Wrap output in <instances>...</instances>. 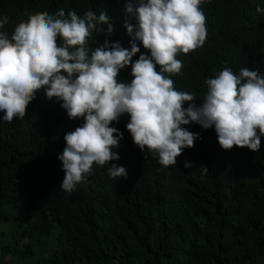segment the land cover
<instances>
[{
    "label": "trees",
    "instance_id": "trees-1",
    "mask_svg": "<svg viewBox=\"0 0 264 264\" xmlns=\"http://www.w3.org/2000/svg\"><path fill=\"white\" fill-rule=\"evenodd\" d=\"M134 2V0H133ZM126 0H0L3 29L9 34L27 14L72 9L118 11ZM264 0H208V43L192 51L179 76L182 91L196 101L204 81L225 67L234 73L255 69L264 55ZM95 34L94 36H97ZM59 43V42H57ZM185 102L184 106H187ZM127 114L116 127L123 138L113 149L127 177L114 181L93 165L86 182L71 194L60 189L63 172L57 155L63 134L82 123L69 120L59 102L38 92L23 120L0 121V223H11L5 256L19 264H264V135L260 149H222L212 128L189 124L199 134L191 148L167 168L142 153L125 130ZM203 164L208 172L186 169L182 161ZM14 210V211H13ZM58 232L53 247L40 248L39 237ZM48 253V254H47Z\"/></svg>",
    "mask_w": 264,
    "mask_h": 264
},
{
    "label": "clouds",
    "instance_id": "clouds-1",
    "mask_svg": "<svg viewBox=\"0 0 264 264\" xmlns=\"http://www.w3.org/2000/svg\"><path fill=\"white\" fill-rule=\"evenodd\" d=\"M208 0H126L118 11L72 9L27 14L11 34L0 30V121L23 120L38 92L59 102L69 120L57 155L60 189L71 194L93 165L116 181L126 178L117 160L123 134L110 124L128 115L125 130L144 153L167 168L199 134L185 125L212 128L218 145L257 152L264 135V55L255 69L225 67L204 81L199 103L179 81L185 59L211 37ZM256 13L264 11L254 7ZM8 23L0 16V29ZM98 34L97 36H94ZM59 42V43H57ZM187 103V106L185 105ZM186 169L208 172L182 161ZM9 235L7 236V240Z\"/></svg>",
    "mask_w": 264,
    "mask_h": 264
},
{
    "label": "rangeland",
    "instance_id": "rangeland-1",
    "mask_svg": "<svg viewBox=\"0 0 264 264\" xmlns=\"http://www.w3.org/2000/svg\"><path fill=\"white\" fill-rule=\"evenodd\" d=\"M10 225H11L10 222H8V223H0V247H1L2 241H6L7 240V236L12 233ZM58 230H59L58 224L56 222H54V225L52 227V230H51L50 234H48L46 236L39 237L40 242H41V246L38 247L37 245H35V250L34 251H35L36 255L38 254L40 248L53 247L54 236L57 234ZM8 239H10V236L8 237ZM3 261L4 262L8 261L9 264L15 263V260L10 259L8 256H5L3 258ZM29 261H30V259L23 258L20 261H18V263L22 264L24 262H29Z\"/></svg>",
    "mask_w": 264,
    "mask_h": 264
}]
</instances>
